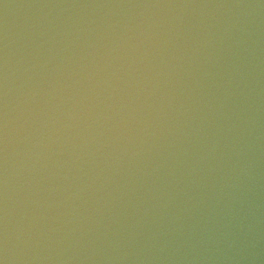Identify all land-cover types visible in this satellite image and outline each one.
Returning <instances> with one entry per match:
<instances>
[{
	"label": "clouds",
	"instance_id": "1",
	"mask_svg": "<svg viewBox=\"0 0 264 264\" xmlns=\"http://www.w3.org/2000/svg\"><path fill=\"white\" fill-rule=\"evenodd\" d=\"M0 264H264V0H0Z\"/></svg>",
	"mask_w": 264,
	"mask_h": 264
}]
</instances>
